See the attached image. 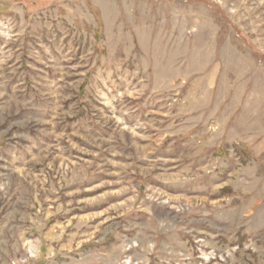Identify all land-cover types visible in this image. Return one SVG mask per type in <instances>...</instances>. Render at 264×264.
Segmentation results:
<instances>
[{
    "label": "rangeland",
    "instance_id": "obj_1",
    "mask_svg": "<svg viewBox=\"0 0 264 264\" xmlns=\"http://www.w3.org/2000/svg\"><path fill=\"white\" fill-rule=\"evenodd\" d=\"M0 264H264V0H0Z\"/></svg>",
    "mask_w": 264,
    "mask_h": 264
}]
</instances>
